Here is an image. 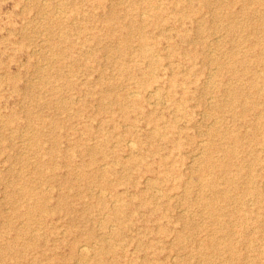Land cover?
I'll return each mask as SVG.
<instances>
[{
    "label": "rangeland",
    "instance_id": "374dc122",
    "mask_svg": "<svg viewBox=\"0 0 264 264\" xmlns=\"http://www.w3.org/2000/svg\"><path fill=\"white\" fill-rule=\"evenodd\" d=\"M245 1L0 0V264H264V59L247 53L264 28ZM87 237L89 257L71 249Z\"/></svg>",
    "mask_w": 264,
    "mask_h": 264
},
{
    "label": "bare ground",
    "instance_id": "6f19581e",
    "mask_svg": "<svg viewBox=\"0 0 264 264\" xmlns=\"http://www.w3.org/2000/svg\"><path fill=\"white\" fill-rule=\"evenodd\" d=\"M205 1V3H207V0H204ZM219 1V0H218ZM253 4H258L259 5V7L258 8H253ZM256 10V12L254 11V10ZM137 12V11H136ZM243 12L244 13H246V14H248V15H250V12H252V13H254V14H256V15H258V16H260V22L257 24V25H259L261 28H264V0H246L245 2H244V4H243ZM143 13H145V12H143ZM142 13V14H143ZM147 13V12H146ZM145 13V14H146ZM186 13V12H185ZM145 14H143V15H145ZM148 15V14H147ZM140 19H141V16H140ZM157 20V19H156ZM233 20V19H232ZM113 21H114V16L112 15V16H110L109 18H108V22H107V24H106V27H108L109 28V31L111 32L112 30H111V28H113ZM202 21V20H201ZM196 22V21H195ZM200 22V21H199ZM114 23H115V21H114ZM117 24V23H116ZM125 23H118L117 24V27L121 30L120 31V35H121V37L123 36V40L124 41H127L128 42V40H129V38H130V32H129V30H126L125 29ZM201 26V25H200ZM253 27H255L254 25H253ZM198 28H199V26H198ZM140 31V30H139ZM144 32V31H143ZM202 32V31H201ZM263 32V31H262ZM112 33V32H111ZM200 33V32H199ZM139 49H138V51H139V55L140 56H144L145 54H147L146 53V51H147V44H149L148 43V41H147V39H146V37L144 36V35H141L140 37H139ZM127 45V44H126ZM150 48V47H149ZM152 48H154V47H152ZM135 51V50H134ZM256 51V49H249L248 50V52L247 53H250V52H254V54L256 55V58L258 59V60H263L264 59V47H261L259 50H258V52H255ZM149 53H150V51H148ZM239 54V53H238ZM64 55V54H63ZM154 57V56H153ZM155 58V57H154ZM124 59V58H123ZM138 62V61H137ZM140 63V62H139ZM222 63V62H221ZM225 63V62H224ZM237 63V62H236ZM181 65V64H180ZM222 66V65H221ZM224 66V65H223ZM130 67V66H129ZM127 69V68H126ZM152 69V68H151ZM260 73H261V71H260ZM263 78H264V71H263ZM241 80V79H240ZM234 81V80H233ZM254 81V80H253ZM239 82V81H238ZM142 83V82H141ZM140 85V84H139ZM263 86V85H262ZM264 87V86H263ZM262 87V88H263ZM232 89V88H231ZM140 90V89H139ZM156 90H158L157 88H156ZM113 91V90H112ZM232 91V90H231ZM139 92V91H138ZM149 92H151V91H149ZM131 93V92H130ZM232 93H234V92H232ZM140 93H138V95H139ZM136 95V94H135ZM141 95V94H140ZM140 95H139V97H140ZM229 95H230V93H229ZM117 96H119V95H117ZM130 96V95H129ZM159 98H160V96H159ZM158 98V99H159ZM157 99V98H156ZM228 99V98H227ZM231 100V99H230ZM154 102H156V101H154ZM164 102V101H163ZM227 102V101H226ZM234 104V103H233ZM157 105V104H156ZM180 112V111H179ZM255 122H256V124L258 125V124H260L261 125V123H263L264 122V111L263 112H258V114H256V120H255ZM127 126H129V125H127ZM131 126V125H130ZM259 127V126H258ZM10 130V129H9ZM212 132V131H211ZM262 133H263V135H262V137H263V139H264V127H263V130H262ZM41 134V133H40ZM154 134H156V131L154 130L153 132H152V135H154ZM37 136V135H36ZM107 138V137H106ZM234 139H238V136H234L233 137ZM28 142V141H27ZM129 142V141H128ZM127 142V143H128ZM206 142V141H205ZM209 142V141H208ZM207 142V143H208ZM132 143V142H131ZM136 143V142H135ZM128 145H132V144H129L128 143ZM202 145V144H201ZM203 146V145H202ZM201 146V147H202ZM205 146H206V144H205ZM134 148V147H133ZM226 148V147H225ZM134 151H135V149H134ZM204 151V150H203ZM199 153V152H198ZM200 153H201V151H200ZM202 154V153H201ZM200 154V155H201ZM213 155V154H212ZM216 155H218V154H216ZM204 156V155H203ZM202 158V157H201ZM193 162H194V160H193ZM217 163V162H216ZM212 163V164H209L211 167H218L219 169H222V170H224L225 168H226V164H225V162H219V163ZM227 163V162H226ZM228 164L229 163H227V167H228ZM51 165V164H50ZM50 165H49V167H50ZM103 167V166H102ZM105 167H107V166H105ZM190 167V166H189ZM52 168V167H51ZM105 170V169H104ZM197 170V169H196ZM42 173L44 172V169H42V171H41ZM111 172V171H110ZM225 175V174H224ZM225 180H224V183L226 184V185H228L227 187H230V185H231V183L232 182H234V180H233V178L232 177H230V176H228V175H225ZM205 179V178H204ZM204 181H206V180H204ZM189 184V183H188ZM204 185L205 186H208L210 189H211V191H212V194H217V193H220L221 192V189L222 188H220V181H218L217 179H215V178H213L212 180H207L206 182H204ZM19 189V188H18ZM17 189V190H18ZM20 189H21V187H20ZM256 190V188H249V189H247V191H246V193L249 195V194H252V193H254V191ZM189 191V190H188ZM28 193H30V191L28 190L27 191ZM186 192V191H185ZM199 192V191H198ZM204 193V192H203ZM31 194V193H30ZM32 195V194H31ZM110 195V194H109ZM253 195V194H252ZM17 196H18V194H17ZM201 196V195H200ZM224 197L225 198H228V196L225 194L224 195ZM45 200H47V198H46V196L44 195V196H42V198L40 197V198H38V199H35L34 200V202L33 203H31V204H29L24 210H23V212H20L19 211V214H21V215H24V216H27V217H32V216H35V215H39V217H42L41 215H44V214H46L47 212H48V206H47V201H45ZM114 200H116V203H117V199H114ZM201 201V200H200ZM219 201V200H218ZM61 202L63 203V205H65L66 204V202H65V198H62L61 199ZM112 203H114L113 201H112ZM118 203H120L119 201H118ZM122 203H123V201H122ZM209 203V202H208ZM212 203V202H211ZM111 204V203H110ZM121 204V203H120ZM126 204V203H125ZM112 206V205H111ZM208 207H211L210 209H214L215 207L214 206H211V204H209L208 205ZM121 208H117V211L116 212H120L121 210H120ZM105 214H107V213H105ZM107 215H109V214H107ZM106 215V216H107ZM112 217V216H111ZM114 217V216H113ZM106 223V222H105ZM108 223V222H107ZM113 226V225H112ZM115 227V226H114ZM113 227V228H114ZM225 227H227L226 225H225ZM111 228V227H110ZM231 233V232H230ZM239 235V234H238ZM240 236V235H239ZM89 241H90V238L89 237H87V238H85V239H83L82 241H78L77 243H73L72 245H71V249L74 251V250H76V251H78L82 256H85V257H89V255H90V248L88 247V245H89ZM226 241V240H225ZM108 242V241H107ZM14 244H15V240H12L10 243H9V248H12L13 246H14ZM212 246L214 245V242H212V244H211ZM227 247L229 248V249H232L233 247H234V243H232V242H230L229 244H227ZM217 250V249H216ZM99 252H100V249H99ZM206 253V252H205ZM16 256H18V253L17 252H14L13 253V257H16Z\"/></svg>",
    "mask_w": 264,
    "mask_h": 264
}]
</instances>
